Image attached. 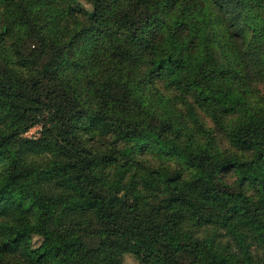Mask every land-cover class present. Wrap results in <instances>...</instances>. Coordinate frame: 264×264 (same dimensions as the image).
I'll list each match as a JSON object with an SVG mask.
<instances>
[{
	"label": "trees",
	"instance_id": "16d2710c",
	"mask_svg": "<svg viewBox=\"0 0 264 264\" xmlns=\"http://www.w3.org/2000/svg\"><path fill=\"white\" fill-rule=\"evenodd\" d=\"M74 1L0 0V264H121L123 252L143 264H264V0H83L88 11ZM28 40L36 47L24 56ZM156 80L192 101L185 116L197 133L209 131L195 107L238 153L179 144L182 114L143 91ZM95 114L120 138L118 125L132 123L135 151L182 158L204 194L178 171L83 143L80 123ZM35 123L37 135L23 137Z\"/></svg>",
	"mask_w": 264,
	"mask_h": 264
},
{
	"label": "rangeland",
	"instance_id": "374dc122",
	"mask_svg": "<svg viewBox=\"0 0 264 264\" xmlns=\"http://www.w3.org/2000/svg\"><path fill=\"white\" fill-rule=\"evenodd\" d=\"M75 4L81 5L85 10H90V6L86 4L83 0H75ZM73 5L71 4V8ZM3 11V4L0 3V20H1V12ZM76 19L80 21L83 20V16L77 13ZM69 22L70 19H67ZM36 45L32 44L31 41H26L22 44L21 51L24 56H28L32 51V48H35ZM153 89H157L161 92L162 95L168 97V101L173 104L175 111H179L182 116L181 120L184 122V125H180V127L184 126V129L180 131L177 135L179 138L176 140L181 145H188L192 147H199L202 145H207V143L213 147V149L223 152L224 154L235 155L238 153V150L232 147L225 134V130L223 129H216L211 122L210 118L199 108L195 107L194 111L197 114L198 120L201 123L202 127L209 131L206 134L200 135L197 133V125H195L188 117L185 116L186 109L188 105H192V101L185 95L179 93L177 90H170L166 89L162 80H156L154 82L146 83L143 91L146 94L153 92ZM234 115L226 116L224 118V126L227 128L229 123L233 122L232 119ZM107 119L100 114H95L91 118H84L80 123V129L78 132L79 140H82L83 143L86 141L88 144L94 143L93 148L96 149L99 153H115V154H122L128 158L131 165L134 164H144L149 165L150 167L155 168H163L167 169L170 172L178 171L179 181L185 184L189 190L196 196L203 195L206 189V182L203 181L198 174L194 173V169L188 167L183 164L182 158H176L170 155H156L153 153L148 152V148H145L142 153L140 151H135L136 149L127 143L125 139L126 135L129 132L133 131L134 125L132 123L122 125H118L119 129L123 131V138L117 136V134L113 131L115 127L109 126L106 121ZM157 120L154 119L152 122V126L156 123ZM40 123H35V125L30 126L26 131L22 133L23 137L36 136L37 132L39 131L38 126ZM187 128V129H186ZM159 130L157 132L158 138L163 137V139L167 140V136L169 137V131L163 129L160 131V127L157 126ZM153 131V129H152ZM154 132V131H153ZM156 134V133H155ZM172 135V134H171ZM170 135V136H171ZM91 141V142H90ZM198 149V148H197ZM196 149V150H197ZM183 158L189 162H191L194 166L201 168L205 172H211L214 169V162L213 161H205L201 156V153L195 151H188L183 154ZM40 157H37L36 160H39ZM235 178L234 173L229 171L226 175V181L230 182ZM122 192L118 194L121 197ZM8 196L16 203H18L22 208H26L27 204L24 200L23 194L21 190L17 188H13L9 190ZM61 206L66 210V212H77V207L69 202L61 201ZM220 206V201L218 198L214 200V207L218 208ZM238 213L246 216L248 220H252L251 213L242 207L238 208ZM253 227L257 230L260 229V225L256 223L254 220ZM201 233V232H200ZM196 234L197 236H202L203 234ZM40 242V238L38 236H31V245L37 246ZM93 244V242H91ZM254 245H250V250H253ZM231 251H235L232 249ZM255 251H251V255L253 256ZM119 260L121 264H143L141 263L134 254L130 252H123L119 256ZM183 260V259H182Z\"/></svg>",
	"mask_w": 264,
	"mask_h": 264
},
{
	"label": "built area",
	"instance_id": "2783aa9c",
	"mask_svg": "<svg viewBox=\"0 0 264 264\" xmlns=\"http://www.w3.org/2000/svg\"><path fill=\"white\" fill-rule=\"evenodd\" d=\"M38 129H40V127H39V126H38ZM27 137H30V138H32V137H34V136L27 135Z\"/></svg>",
	"mask_w": 264,
	"mask_h": 264
}]
</instances>
